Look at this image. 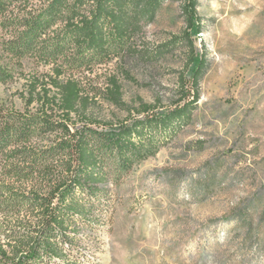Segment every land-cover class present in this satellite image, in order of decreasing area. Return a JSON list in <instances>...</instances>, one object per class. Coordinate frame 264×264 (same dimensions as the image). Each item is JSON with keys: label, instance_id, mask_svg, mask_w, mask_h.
I'll use <instances>...</instances> for the list:
<instances>
[{"label": "trees", "instance_id": "1", "mask_svg": "<svg viewBox=\"0 0 264 264\" xmlns=\"http://www.w3.org/2000/svg\"><path fill=\"white\" fill-rule=\"evenodd\" d=\"M167 1L0 0V83L32 61L23 108L0 105V264L66 259L77 220H100L99 185L129 174L192 121L207 69L194 42L198 0H172L186 24L180 34L154 50L141 41ZM180 45L188 56L169 105L129 108L128 60H157ZM100 101L128 115L106 121Z\"/></svg>", "mask_w": 264, "mask_h": 264}, {"label": "rangeland", "instance_id": "2", "mask_svg": "<svg viewBox=\"0 0 264 264\" xmlns=\"http://www.w3.org/2000/svg\"><path fill=\"white\" fill-rule=\"evenodd\" d=\"M198 2L194 42L207 69L192 121L129 174L99 185L100 220L78 219L68 257L53 264H264V0ZM185 26L181 3L167 1L141 41L154 50ZM187 56L180 45L157 60H128L127 106L167 107ZM23 61L0 83V105L23 108L22 73L32 71ZM96 112L115 122L128 115L105 101Z\"/></svg>", "mask_w": 264, "mask_h": 264}]
</instances>
